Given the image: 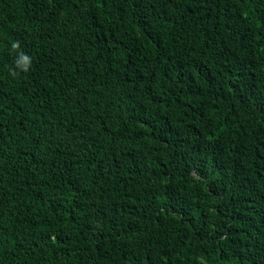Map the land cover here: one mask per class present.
<instances>
[{
	"label": "trees",
	"instance_id": "trees-1",
	"mask_svg": "<svg viewBox=\"0 0 264 264\" xmlns=\"http://www.w3.org/2000/svg\"><path fill=\"white\" fill-rule=\"evenodd\" d=\"M0 264H264V0H0Z\"/></svg>",
	"mask_w": 264,
	"mask_h": 264
},
{
	"label": "clouds",
	"instance_id": "clouds-1",
	"mask_svg": "<svg viewBox=\"0 0 264 264\" xmlns=\"http://www.w3.org/2000/svg\"><path fill=\"white\" fill-rule=\"evenodd\" d=\"M10 54L13 55V62L12 65L7 66L9 76L16 79L22 73L31 71L33 58L21 49L19 40L10 42Z\"/></svg>",
	"mask_w": 264,
	"mask_h": 264
}]
</instances>
